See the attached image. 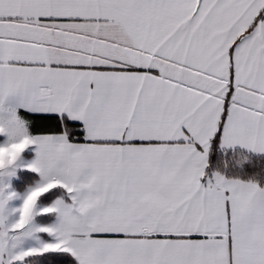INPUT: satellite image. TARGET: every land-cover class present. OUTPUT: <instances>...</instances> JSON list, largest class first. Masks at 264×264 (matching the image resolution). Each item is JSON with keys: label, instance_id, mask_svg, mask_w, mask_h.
Here are the masks:
<instances>
[{"label": "snow or ice", "instance_id": "snow-or-ice-1", "mask_svg": "<svg viewBox=\"0 0 264 264\" xmlns=\"http://www.w3.org/2000/svg\"><path fill=\"white\" fill-rule=\"evenodd\" d=\"M0 264H264V0H0Z\"/></svg>", "mask_w": 264, "mask_h": 264}]
</instances>
